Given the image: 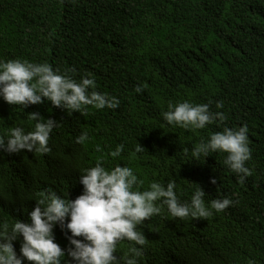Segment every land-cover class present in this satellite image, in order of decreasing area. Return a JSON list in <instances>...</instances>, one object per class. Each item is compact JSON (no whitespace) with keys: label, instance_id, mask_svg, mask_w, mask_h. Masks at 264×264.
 I'll return each instance as SVG.
<instances>
[{"label":"trees","instance_id":"1","mask_svg":"<svg viewBox=\"0 0 264 264\" xmlns=\"http://www.w3.org/2000/svg\"><path fill=\"white\" fill-rule=\"evenodd\" d=\"M10 59L75 68L76 80L94 79L95 91L120 105L68 115L47 100L21 110L0 99V135L16 126L31 130L29 112L59 123L48 154L0 156V222L25 221L45 189L75 199L79 170L103 156L106 168L130 167L145 188L175 179L181 202L190 199L191 183L205 191L206 203L236 201L206 220L166 211L151 217L141 227L139 264H264V0H0V60ZM185 100L212 101L210 110L226 119L196 131L168 125L167 105ZM241 125L252 152L244 184L223 165V153L184 161L185 149L201 138ZM82 132L88 139L81 145L75 138ZM137 143L145 150L136 153ZM118 144L121 156H108ZM53 233L62 249L70 246L67 229L57 225ZM21 240L12 242L17 255ZM127 247L121 242L114 255Z\"/></svg>","mask_w":264,"mask_h":264},{"label":"clouds","instance_id":"2","mask_svg":"<svg viewBox=\"0 0 264 264\" xmlns=\"http://www.w3.org/2000/svg\"><path fill=\"white\" fill-rule=\"evenodd\" d=\"M75 71L68 68L61 72L48 63L0 60V99L21 110L47 100L68 115L73 111L84 115L89 108L115 110L119 107L117 97L95 91V81L90 77L76 80ZM142 90L140 85L134 88L137 94ZM211 103L193 104L187 100L169 103L162 114L163 120L170 126L191 131L214 123L219 126L226 117L222 111H211ZM215 106L221 109L223 104L216 102ZM28 120L34 122L31 130L16 126L0 135V156L22 150L41 155L51 151L50 134L59 123L38 112H29ZM247 133V125L225 126L206 139L201 138L190 150L186 148L184 155L188 159L184 161H203L209 155L223 153V165L235 174L237 183L244 184L251 175L246 167L252 156ZM87 139V133L82 132L75 142L82 145ZM124 147L118 144L108 156L120 157ZM96 150L100 151V146ZM144 150L138 143L134 149L136 153ZM79 174L83 187L75 199L45 189L35 199V206L27 212L25 221L0 222V264H25L26 261L31 264H62V261L63 264H139L146 243L141 227L151 217L166 211L174 219L206 220L236 203L228 196L206 203V193L196 183L190 184V199L181 202L175 179L167 183L152 180L145 188L144 181L130 167L117 163L106 168L103 156L94 165L81 168ZM210 183L215 185L216 179L211 178ZM57 225L70 233L66 234L70 245L66 249L54 242L53 229ZM20 237L17 255L12 242ZM121 242H127V252L123 256L114 255Z\"/></svg>","mask_w":264,"mask_h":264}]
</instances>
